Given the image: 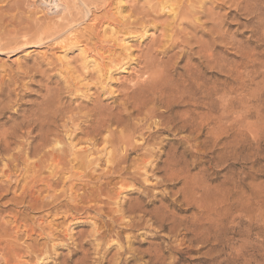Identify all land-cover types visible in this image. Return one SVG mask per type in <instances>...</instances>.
Returning <instances> with one entry per match:
<instances>
[{"label": "bare ground", "instance_id": "1", "mask_svg": "<svg viewBox=\"0 0 264 264\" xmlns=\"http://www.w3.org/2000/svg\"><path fill=\"white\" fill-rule=\"evenodd\" d=\"M14 1L15 0H12V3ZM19 1L21 0H16V2H14V5H12L9 2L6 6H1L3 2L5 3V0H2V3H0V12H1L0 13V53L2 54L3 53H16L24 48H29V46L32 47L40 43L45 44L46 42L48 43L52 40H58L59 38H61L62 33L66 32L68 28L70 29L71 27H73V24L78 23V21H80V19H78L79 16L77 12H75V10L77 9V4L82 7V8H79L80 12L85 11L84 12L85 15L87 13L88 14L90 13L91 15V8L86 7V5L84 4L85 0H74V2H72V4L69 6L66 12L61 13V15L58 14V16H55V17L46 16V18L43 17L41 21L40 19H37V21H40L37 24V32L28 34L30 33L29 31L28 33L18 36V34L14 32L12 29L13 25L16 24V22L12 23L11 19H14L15 12L18 13L22 7L20 6ZM107 1L109 0H104L103 5H106ZM151 1L152 0H148L149 2L148 4H151ZM187 1L188 3H185L184 0H159L157 6L156 5L155 6L156 7L160 6V9H159L160 13L166 12L167 10L169 11V13L174 12L175 15L173 16L172 19H175L178 16V13H181L180 9L182 10V6L186 8V13L183 12L184 14L188 16H193V17L195 16V18H197V15L201 16L202 14L203 16L207 14V12L209 11L210 12L215 11L211 9L210 7H208V9L205 8L208 6L207 4H206L207 6H205V0H187ZM211 1L213 2V0H209L207 2H211ZM222 1L223 0H221L220 2L218 1V2L219 3L225 2V0L223 2ZM230 1L231 2L233 1L234 3L236 2V0H230ZM238 1L239 0H237V2ZM262 1L263 0H261V2ZM213 3H215V1ZM242 5L243 4H241V6ZM155 6H154V9L152 8L149 9L153 13H157V10H155L156 8ZM212 6H214V4ZM220 6H218V8ZM239 7H240V2L237 4L236 9L238 10ZM261 8H262V4H261ZM132 9L133 10L136 9V11H138L139 8H132ZM250 10L253 11L254 8ZM262 10L263 9H261L260 11V13H262L261 15H263L264 13L262 12ZM5 11L8 13L4 14ZM248 11L249 10L247 9V12ZM13 12H14L13 14L14 16L11 14ZM150 12L148 14L153 16V14ZM8 14H11L12 16H8ZM254 14H255V11H254ZM150 15L147 18H150ZM209 15L210 17L212 15V19H215L217 17L216 16L215 18H213V13ZM209 15L207 16L208 18H209ZM188 16L187 18H189ZM134 17L136 18V15ZM155 17H153L152 19H154ZM250 17H251V14H250ZM127 18L124 17L122 20H120V22H118L119 24H117L118 25L117 29H113V31L117 32V34L118 33L126 34L127 36H133L134 34H138V33H142V36H145V31H142V30H145L147 27L144 26L145 24L143 23V21L141 20L142 22L137 24L136 21H134L132 18L131 19H127ZM258 19L259 18H257V20ZM6 20L9 21V24L6 23ZM130 20H133V21H130ZM191 20L192 19L190 18V21ZM197 21H198V18H197ZM194 22L196 21L194 20ZM198 22H200V20ZM214 22H215V25L213 24ZM214 22H212L211 24L214 25L216 34L217 35L219 34L218 35L219 37H220V32H221V35L223 34L226 35L225 32L227 30L223 27V23L225 22V20L221 21V19H219L218 23L216 20H214ZM254 22L258 23V21H255V20ZM175 23H177V21ZM149 25L150 24H148V27ZM201 25L198 26V23H197V27H200ZM203 25H206V24H203ZM191 26L194 27V25L192 24ZM208 27L211 28V26H208ZM252 27L255 28V25ZM263 27H264V24L260 26V28H263ZM186 28L188 29L189 27L186 26ZM195 29L196 28H194V30ZM205 29H206V26H205ZM211 29H212L211 31H214L213 27ZM224 29L226 31H224ZM258 30L256 27L255 33ZM18 31H19L18 33L22 32L21 29ZM183 31L182 33L185 34L186 31H184L185 33ZM259 31L261 32V30ZM259 31H258V34H259ZM191 33H194V32L191 31ZM216 34L215 36H217ZM191 35L193 36V38L197 37L196 34H191ZM224 35L221 37L223 38ZM187 36L189 37V35H186V37ZM212 36L214 37V35ZM181 38L183 39V37ZM193 38H191L190 36L191 40L188 38L187 39L192 42ZM196 39L200 40L201 38L197 37ZM219 39L222 41L223 39H226V36L223 39L221 38ZM67 40H69V38H67ZM72 40L74 42L75 39L72 38L71 41ZM126 40H129V38H127ZM216 40H213V41L217 42L218 40L217 41ZM122 41L126 42L124 39ZM171 41H174V40L172 39ZM197 42L195 43L197 44ZM68 43L69 45L73 44L72 42L71 44L70 42ZM166 43H168V40ZM166 43L164 45H166ZM206 43H207L206 41H203L202 44H199V45L202 46L204 44L205 46H207ZM126 44L128 45L129 43H126ZM191 44H190V50H191V47L193 46V44L192 46ZM213 45L216 46L217 44L216 45L213 44ZM241 45L245 48L247 47L245 43L244 45L243 44ZM173 46H170V47L172 48ZM187 46L189 47V45ZM187 46H185V48ZM242 46H239V47L242 48ZM95 47H94L95 49H93V53H94V56H96V58L100 60L101 65L98 66L99 64L98 60H97V63H98L97 64L95 62L96 60H94L92 57L91 59H93L92 62H94L93 67L95 65L98 66L97 68H99V72H102V68L106 69L107 67L110 68L108 71L114 68H118V66L122 67L121 69H123L124 66L127 65V63H124V62L126 60L129 62V60L131 59L129 53H127L126 55L122 54L119 56L115 54L114 49L110 50L111 48H108L102 45H98V46L95 45ZM165 47L163 46L164 50H166ZM178 47L180 48V46ZM213 48L209 47L207 49L206 47L205 50L208 51L211 49L210 51L212 52ZM99 49L100 50L107 49L108 51L106 50V52L109 55L108 56L106 55L107 57L103 56L106 52L103 55H99L97 52ZM130 49H131V46H127L125 50L126 52H128ZM155 49L156 48L153 47V50ZM247 49L245 51H247ZM153 50L151 49V51ZM160 50H161L160 52L163 51V49H160ZM169 50L162 52V55L164 56L168 55ZM200 50L202 49L197 50V52L199 53V56H201L199 52ZM87 51L88 49L84 48L81 52L83 53V55L84 54L87 55V53H89ZM187 51H189V49ZM203 51L204 49L202 50L201 53H203ZM207 51L205 52V54L208 53ZM217 51L218 50H216L215 54L213 55L216 56ZM211 52L209 53L212 55ZM248 52L249 51H247V53ZM174 53H177V52H174ZM177 54L179 55V59H182L180 57L181 53H177ZM177 54L175 55L177 56ZM205 54H202V56L204 57ZM146 55H149V53L147 52ZM154 55H155V52H154ZM172 55L174 54L171 53V56ZM209 55L208 57H210ZM176 56H175V59H176ZM86 57L87 56H85V58ZM145 57H146L145 59L147 60V63L145 62L146 65L144 63L146 70L144 71L142 70L144 67H140L141 69L139 68V70L144 71V72L140 73L141 76L139 74H136V75L142 78L145 77V79L141 81L142 83L140 82V80L139 82L141 83L142 86L145 87L146 92H143V94H140V95L134 92L132 97L130 96L128 98V101L122 105L123 111L121 112V114H119V116L116 117L115 119H109L103 123L98 122L97 117L95 115V111L91 108L92 111H91V114H89L87 125L85 124L86 126L80 124V121H79L80 118L78 119V118H75L74 116H71V117L68 116V113H71V114L73 113L72 111L73 107L72 109H68L67 111H65V113H63L61 110L58 112H55L52 118L45 117L49 115L48 113H46V115L44 114L43 115L44 117H42L40 115L41 114L40 112H39V115H32L28 113L24 115V112H25L24 111L22 118L19 120L20 114L11 113V110H13V108L15 109V106H17L19 103L17 104V101L13 102L15 100V99L12 100L14 97L13 93L15 92L10 91L8 86L7 87L9 90L7 88L6 89L8 90L7 99L9 101L8 102L4 101L6 99V96L4 97L3 95H5L6 93L4 94L3 87L4 85H7V84L3 83V86L1 85L2 81H4L6 77L4 78L3 76H1L2 73H0V82H1L0 83V203L3 202L1 205H2V212L4 214L3 216L0 215L2 216L0 217V264H53L54 259H56L57 257H60V259H63V260L61 261L55 260V264H139V263L148 264V261L150 262L152 261V264H165L169 258L171 259L170 264H179L180 262H183V261L180 257H176L175 255L176 254L181 255L182 252L178 249H173L172 246L164 248L162 246L163 242L161 244L148 243L147 240L145 242V239L147 238V235H146L147 232H145L146 229L151 228L153 225L157 226V229L155 228L156 230L154 229L155 232H153L152 234L153 240H158V239L160 240L162 238H165V236H163L161 232H165L166 230H169V232L173 233L174 236H177L178 232H181V230H178L177 228H183V230H185L187 233V234L186 233L184 234V237L190 234L191 229L193 228L194 229L192 230V232H197L200 230L204 234H205V231L208 230V228H205V226L207 225L206 224L207 222L205 221V219H203V217H205V214L207 212L205 210L207 208V205L205 204V201H204L207 195L205 196L204 194L197 197L195 201H193L194 203H190L189 201L191 205L194 204V207H196V210H197V214L195 215V217H193V219H191L192 221H189L186 223H180V224L177 223V222L184 221L181 218H176L175 211H176V208L179 209L177 206L178 204L177 202L179 200L178 199L172 200L170 198L172 195L174 196L176 194H180V196L179 195L178 196L182 197V194L186 191L185 188H181L177 193L173 192L174 191L173 189L179 183L177 181L180 179L181 175L188 174V172H186L185 169L180 168L178 170L179 168L178 166L181 164L180 163L181 158L179 157L177 144L180 145V143H183V140L182 141L180 140V142H177V141H167L166 139L161 138V136L165 133L176 135V134H180L181 132H188L189 135L188 137H186V139H184V142H187V143L190 142V140L192 139H189V136L194 134L192 131V128L194 126V115L197 116V118H195V122L197 121V119L203 117L204 115L203 113L197 114L196 113L197 109L203 107L204 109L210 111L209 103L206 102L208 100L206 98L199 100V98L197 97L198 92L201 91V89L203 88V85H201V83L199 84L196 82V74L199 71L195 73L196 67L194 66L195 67L194 68L192 65H190L191 63L189 62H188V65L186 63L187 65L186 67L184 64L183 65L184 73L180 75V78L182 79V84L179 85V89H177L176 87L174 89L175 91L176 90L178 91L177 95L173 96V101L162 103V100H156L155 97H153L154 93L157 90L156 82L158 79L156 78L153 79L154 77L151 78V76H153L155 72H161V74L163 75L162 77L167 80V78H169L170 71L166 68L163 71H158V69H160L158 60L160 59H158L156 56L154 57L145 56ZM147 57L150 59V61L149 59H147ZM182 57H185V56H182ZM211 57H214V56H211ZM220 57H222L221 53H220ZM223 58H220V59H223ZM142 59H143V56L141 60ZM179 59H176L175 61ZM168 60L169 59H167V61ZM203 60H206V59H203ZM164 61L166 62L165 59ZM214 61L216 62L215 59ZM225 61H223L224 64L226 63ZM162 63L165 64L164 62ZM216 63H219V62H216ZM84 64H86V62H84ZM193 64H194V61H193ZM219 64H221V62ZM171 65L170 66L165 65V66H168L169 69H171ZM199 65H196V66H199ZM211 67L212 66H210V69ZM217 67H220V65ZM180 68H182V66ZM215 69L217 68L215 67ZM77 70L80 71L79 68ZM115 70H118V69H115ZM89 72L87 71V73ZM80 75L82 74H79V76ZM85 75H90V74H85ZM94 77L96 76L94 75ZM79 78L80 77H78V79ZM81 78L83 79V77ZM137 79H139V77H137ZM164 79H163V82H164ZM159 81L160 79L158 80V82ZM79 85L80 84H78L77 86ZM135 86L136 85H134L133 88H135ZM75 88L78 89L76 87V84H75ZM170 88L173 90L172 86ZM65 89H67V87L63 88V90ZM152 89H154L155 92H152ZM63 90L60 89L61 92ZM210 90L208 91V95H210ZM224 95H222L223 98H224ZM226 95H225V98H226ZM15 96H18V95H15ZM58 96L60 97V95ZM126 96L124 94L125 98ZM154 96H156V94ZM3 97L5 99H3ZM60 103H62L61 100H60ZM158 103H162L163 108H165V111H160L159 109H156L155 105ZM70 105H71V102H70ZM23 107L24 106H22L21 109H23ZM78 107L80 106H77V109ZM182 108L184 110L179 111V109H182ZM74 110H76V108ZM82 110L86 112L85 108H82ZM9 111L11 113V116L7 118L6 113ZM15 111L17 112V107ZM79 113H80V110H79ZM134 114H137L138 117L143 116L141 119L137 118L138 123L132 122L134 120L132 119V115ZM66 117L68 118V122H64V119ZM204 117H203L204 119L207 118L206 115ZM210 117L208 118L210 119ZM4 118H6L5 119L6 121L3 123L1 121ZM204 119L203 121L200 119V121L204 122ZM59 122H64V124L59 125ZM85 122H86V119H85ZM205 123L207 124L208 122H205ZM7 124H10L8 128H6ZM113 126L121 127L122 130L120 132L119 131L117 132L116 128H115L116 130L112 129ZM60 128H62V130H59ZM153 128H157V129L153 131ZM200 133H203V131L199 132L198 136H200ZM186 147H188V145ZM180 173L182 174L180 175ZM182 200H183L182 201L183 203H186L185 202L186 196H184ZM158 203L160 204V206H157ZM221 216L219 218H221ZM147 217L149 219H146ZM169 221H172L171 222L173 223L172 226L168 224ZM204 221L206 223H203ZM208 221H209V218H208ZM89 223H91L92 225H90ZM77 224L82 225V226L90 225V227L92 226L91 227L92 230L91 232L89 230L90 233L86 237L84 235L87 234V232L85 233L82 231L79 234L78 238H75V235H73L72 232L74 230L73 226ZM217 224L218 223H216V228L217 227L218 228L216 229L217 231H215V234H216V237L220 239L222 236L223 227L221 228L217 226ZM220 224L221 223L219 221L218 225ZM208 232L210 233L209 230ZM75 234H78V232ZM194 235L196 236V238L190 239V242H189L190 245H192V243L194 242H199V241L205 243L206 238L203 239L199 237V235H196V234ZM82 236L84 237L83 240H81ZM143 237H145V239ZM142 241L149 244L148 249H145V250L141 249L140 246H142L141 244ZM137 244H139L138 247H136ZM223 247H224V243H218L217 246H213L210 252L213 251V249L214 251L216 250L215 252L217 253L216 254L217 256L216 255L214 256V254L213 256L212 254L208 256V254H210L209 252L206 255L208 258L207 257L202 258L201 263H197V264H205V263L207 264H226V261L224 259H220L223 253ZM63 248H67L69 250L70 255L68 258H63L60 256L61 254L59 255V253H57L58 250L63 249ZM188 251L191 252L195 250H193V247L192 248L188 247ZM166 253H170V254L176 253V254H174V256L171 255V257L167 258L165 255ZM54 256H56V258H54ZM77 256L78 258L74 259V257H77ZM145 258H148V261H145V263H142L144 262ZM249 262L250 261H248V263Z\"/></svg>", "mask_w": 264, "mask_h": 264}, {"label": "rangeland", "instance_id": "2", "mask_svg": "<svg viewBox=\"0 0 264 264\" xmlns=\"http://www.w3.org/2000/svg\"><path fill=\"white\" fill-rule=\"evenodd\" d=\"M103 1L104 0L84 1L86 7L91 8V15L90 13H87L88 15H85V11L80 12L79 8L82 7L77 4V9L75 10V12H77L79 16L78 19H80V21L73 24V27H71L70 29L68 28L66 32L62 33L63 37L61 36V38H59L58 40H52L48 43L46 42L45 44L40 43L32 47L29 46V48H24L16 53H0V73H2L1 76H3L4 78L6 77L4 81H2L1 85L3 86V83L7 84L3 87L4 94L6 93L5 95H3L4 97L6 96V99L4 97L3 99H5L4 101L6 102L9 101L7 99V93L10 89V91L15 92L13 93L14 97L12 100L15 99L13 102L17 101V104L19 103V106H15V109L13 108V110H11V113L20 114L19 120L22 118L24 111V115H26V113L39 115L40 112V115L42 117H44V114L46 115V113H48L49 115L45 117L52 118L55 112L61 110L63 113H65V111H67L68 109H72L73 107V113H68V116H74L78 119L80 118V124L87 125V120L89 119V114H91L92 108L95 111L98 122L103 123L109 119H115L116 117H118L119 114H121V112L123 111L122 105L128 101V98L130 96L132 97L134 92L138 93V95L146 92L145 87L141 85V81H143L145 77H140V73L146 70L145 65L147 63V60L145 59V56H156L158 59H160L158 60V63L160 65V69H158V71H163L165 68L170 71V75L167 80L162 77L163 75L161 74V72H155L153 76H151V78L154 77L153 79H160L159 82L158 80L156 82V92L154 89H152V92H155L154 95L156 94V96L153 95V97H155L156 100H162V103L173 101V96L177 95L178 92L177 90H174L175 87L179 89V85L182 84L180 75L184 73L183 65L185 64L186 67L188 65V62L191 63L190 65L196 67H194L195 73L199 71L196 74V82L203 85V88L198 92L197 97L199 98V100L205 98L208 100L206 102L209 103L210 111L204 109L203 107L197 109V114L203 113V117L206 115L207 118L204 119L205 117H201L195 122V118H197V116L194 115V126L192 128L194 134L189 136V139H192L190 140V142H184V139H186V137H188L189 135L188 132H181L180 134H176L177 136L165 133L161 136V138L166 139L167 141L177 142L183 140V143H180V145L177 144L179 157L181 158V164L178 166V170L180 168L185 169L188 174L180 173V175H182L181 177L179 175L180 179L177 181L179 183L173 189V192L177 193L181 188H185L186 191L182 194V197H179L180 194H176L174 196L172 195L170 198L172 200H179L177 202L178 204L175 203L179 208H176L175 211L176 218H181L184 221L177 223L180 224L192 221L191 219L195 217V215L197 214V210L196 207H194V204L191 205L190 203H194L193 201H195L197 197L204 194L205 196L207 195L204 199L205 204L207 205V208L205 209L207 212L203 219H205L207 223L205 221L203 223H206L208 225H206L207 227L205 226V228H208L210 233L208 232V230L205 231V234L200 230L197 232H192V230L194 229L193 228L191 229V233L184 237L186 231L183 230V228H177L178 230H181V232H178L177 236H174L173 233L169 232V230H166L165 232H161V234L165 236V238H162L160 240H153L152 234L153 232H155L154 229H157V226L153 225L151 228L146 229L145 231L147 232V238H143L145 239V242L147 240L148 243L161 244L163 242L162 246L164 248L172 246L173 249L180 250L182 252L181 255H178L176 253L165 254L167 258L171 257V255L174 256V254H176L175 256L180 257L183 261L179 264L201 263V259L206 258L207 253L210 252L213 246H217L218 243H224L223 253L220 259H224L226 261V264H264V27L260 28V26L264 24V13L263 15H261L262 13H260L261 9H263L262 12H264V0L262 2L261 0H239L237 2L236 0V4L233 1L232 3L230 0H225V2L227 3L223 2L224 0L222 1L223 3H219L221 0H213V2L215 1V3H213L212 1L207 2L209 0H205V6H208L204 7L207 9L208 7H210L215 11L207 12V14L203 15L204 17L202 16V14V17L200 15H197L198 21L200 20V22L197 21V18H195V16L193 17L184 14L183 12L186 13V8L183 6V11L180 9L181 13H178L179 17L177 16L175 19H172L175 15L174 12L169 13V11L167 10L168 12L166 11L160 13V6L156 7L159 0H152V5L148 4V0H109L107 1L106 5H103ZM9 2L14 5V2H16V0L13 3L12 0H5V3H2V0H0V3H2L1 6H6ZM19 2L20 6L22 7L18 13H11L12 15H15H13L14 19H11L12 23L16 22V24H14L15 26L13 25V27H11L13 31L18 34V36H21L25 33H28L29 31L30 33L28 34L37 32V24L42 20L43 17L46 18V16L55 17L58 16V14L61 15V13L66 12V10L69 8L72 2H74V0H21ZM184 2L188 3L187 0H184ZM239 2L240 7L237 10L236 8ZM249 2L251 4L253 3V7ZM260 3L262 4V8ZM213 4L214 6H212ZM241 4L243 5L241 6ZM154 6L156 7L155 10H157L158 14L153 13L151 10H149L151 8L154 9ZM218 6L220 7L218 8ZM132 8H139L141 12L139 9L138 11H136V9L133 10ZM253 8V11L250 10ZM247 9L252 13L249 11L247 12ZM134 11H136L137 13ZM149 12L152 13L153 16L148 14ZM5 13L7 14L8 12L5 11L4 14ZM208 13H213V18H215L216 16L217 17L215 19H212V15L210 17ZM11 14H8V16H12ZM135 15L136 18L134 17ZM149 15L150 18H147L149 17ZM208 15L209 18L207 17ZM187 16L189 18H187ZM124 17H128L127 19L132 18L134 21H136L137 24L143 21V23L145 24L144 26L147 27L145 30H142L145 31V36H142V33L134 34L133 36H127L123 33L117 34V32H114L113 29H117V24H119L118 22H120V20H122ZM153 17L155 18L152 19ZM190 18L192 19L191 21ZM257 18L259 19L257 20ZM37 19H40V21H37ZM150 19L152 20V22ZM219 19H221V21L225 20V22L223 23V27L227 30L226 31L224 29V31H226L228 34L225 32L226 35H223L224 37L226 36V39H223L224 37H221L223 36L221 35V32L220 37L218 36L219 34L217 35L215 32L216 30L214 29V20H216L218 23ZM194 20L198 23V26L202 23L206 25L202 24L200 26H204L202 28L197 27V23L194 22ZM254 20L258 21L259 24L257 22H254ZM176 21L177 23H175ZM212 22H214V25L211 24ZM6 23L9 24V21L6 20ZM148 24H150V29L148 27ZM191 24L194 25V27L191 26ZM254 25L255 28L252 27ZM186 26H188L189 28L187 29ZM208 26H211V28L213 27L214 31H211L212 29ZM256 27L257 30L258 28L259 30H261V32L258 30L260 35L258 34V31H256L257 34L255 33ZM194 28L196 29L194 30ZM20 29L22 32L18 33V30ZM189 29L194 33H191ZM181 30L186 31V33L184 31L183 32L186 35H189V37H186V35L183 34ZM189 31L191 34H196L197 37H200L201 39H198L200 42L196 39L197 37H194L198 41L197 42L189 33ZM211 34L214 35V37ZM215 34L217 36H215ZM251 35H253L254 37ZM190 36L195 41L192 39L191 42ZM71 37L75 39V43L73 42V40L71 41ZM181 37H183V39ZM217 37L223 39L224 41H221ZM67 38H69V40H67ZM127 38H129V40H126ZM187 38L190 40H188ZM123 39L126 42H123ZM172 39L174 41H171ZM216 39L219 40L217 41ZM167 40L168 43H166ZM187 40L190 41L193 46ZM213 40H216L217 42L220 41L221 43L219 42V44ZM186 41L191 44V50L190 44H188ZM203 41L207 42V46H205L204 44V47L203 45H199L202 44ZM68 42H70V44L72 42L73 44L69 45ZM195 42H197V44ZM94 43L97 46L102 45L111 48L110 50L114 49L115 54L119 56L129 53L131 59L129 58V62L127 60L124 62L127 63V65H125L123 69H121L122 67L118 66V68H114L108 71L110 68L107 67L106 69L102 68V72H99V68L97 67L101 65V62L96 58V56H94L93 49L96 48ZM126 43L129 44L127 45ZM165 43L166 45H164ZM239 43L243 45L245 43L247 47L245 48ZM213 44L217 45L214 46ZM187 45H189V47ZM127 46H131V49L128 52H126L125 50ZM163 46H166V50H169L171 48L170 46H173L169 50L168 55H162V52L166 51L164 50ZM178 46H180V48ZM185 46H187V49L185 48ZM208 46L210 48H215L212 49V52L210 51L211 49L207 51L205 49L206 47L208 49ZM239 46H242L243 49ZM153 47L156 49L153 50ZM84 48L88 49L87 52H89L87 53V55L84 54L85 56H87L86 58L81 52ZM151 49L153 51H151ZM160 49H163V51L160 52ZM188 49L189 51H187ZM198 49H204L203 53H201L202 50L199 51L201 56H199V53L197 52ZM246 49L247 51H249L248 53L247 51H245ZM106 50L99 49L97 52L99 55H103ZM216 50H220L219 52L222 54V57H220V53L218 51L216 52V56L213 55L215 54ZM173 51L181 53L180 57L182 59H179V55L177 53H174ZM206 51L208 52L206 53L207 55L205 54ZM147 52L149 53V55H146ZM209 52H211L212 55ZM171 53L174 55L171 56ZM175 54H177V56ZM202 54H205L204 57L202 56ZM106 55L108 56L109 54L106 52L103 56L107 57ZM190 55L192 56V58ZM208 55L210 57H208ZM142 56L144 61L143 59L141 60ZM175 56L176 59L180 60V62L179 60L175 61ZM211 56H214L215 58ZM91 57L96 60V63L98 60L99 64L97 63L98 66L95 65L96 68L95 66L93 67L94 62H92L93 59H91ZM148 57L147 59H149ZM164 59L166 60V62L164 61ZM167 59H169L168 61L170 63L167 61ZM203 59H206L207 61ZM214 59L216 60V62H221V64H224L223 61L226 60V63L224 65L222 64V66L221 64L216 63ZM139 61H141L142 63ZM84 62H86V64H84ZM162 62H164L165 64H163ZM165 65H171V69H169V67ZM219 65L220 67H217ZM181 66L182 68H180ZM210 66H212L211 69ZM140 67H144L142 69L144 71L139 70ZM172 67H174L175 69ZM215 67L217 69H215ZM76 68H79L80 71H78ZM94 70L98 71L95 72ZM87 71L90 72L87 73ZM79 74L82 75L79 76ZM85 74H90L91 76ZM136 74H139L140 76ZM94 75L96 77L98 75V77L96 78L94 77ZM78 77L80 78L78 79ZM81 77H83V79ZM137 77H139V79H137ZM139 80L141 83L139 82ZM77 82L78 84H80L79 86H77ZM75 84L78 89L75 88ZM134 85H136L135 88H133ZM7 86L9 87V89ZM171 86L173 87V90L170 88ZM64 87H67V89L63 90ZM60 89L63 91L61 92ZM209 90L210 95H208ZM124 94L128 97L126 96L125 98ZM224 94H227L226 98ZM58 95H60L61 99ZM222 95H224V98ZM60 100L62 103H60ZM162 103L156 104V109L165 111ZM221 103H223L224 106ZM68 105L70 108L68 107ZM22 106H24L23 109H21ZM77 106L80 107H78L77 109ZM16 107L17 112L15 111ZM75 108L76 110H74ZM82 108H85L86 112H84ZM86 108L88 111L86 110ZM183 110V108L179 109V111ZM11 113L10 111L7 112L6 117L8 118L9 116H11ZM78 115H80L81 117ZM67 117L64 119V122H68ZM142 117L143 116L138 117L137 114H134L132 115V119H134L132 122L138 123L137 118L141 119ZM208 117H210V119ZM5 119L6 118H4L1 122L4 123L6 121ZM200 119L202 121L204 119V122H201ZM64 122H59V125H63ZM205 122L208 123L206 124ZM9 125L10 124H7L6 128H8ZM112 129H115L117 132H120L122 130L121 127L116 126H113ZM156 129L157 128H153V131H155ZM59 130H62V128H60ZM202 131L203 133H200V136H198L199 132ZM187 145L188 147H186ZM185 178L187 179V181ZM184 196H186V203L182 202ZM2 203L3 202L0 203V215L3 216L4 214L2 212ZM157 206H160V204L158 203ZM220 216L221 218H219ZM146 219L149 218L147 217ZM219 221L222 226L221 224L218 225ZM171 222L172 221L168 222L170 226L173 225V223ZM216 223H218L217 226L221 228L223 227L222 236L220 239H218L215 234V231H217L216 229L218 228H216ZM89 224L92 225L91 223ZM90 225H74L72 234L75 235V238H78L79 234L83 231L85 233L87 232V234L84 235L86 237L92 230V226L90 227ZM77 232L78 234H75ZM194 234L199 235V237L203 239L206 238L205 243L199 241L194 242L192 243V245H190V239L196 238ZM83 239L84 237L82 236L81 240ZM145 242H141L142 246L140 247L143 250L149 248V244ZM138 246L139 244L136 245V247ZM188 247H193V250L195 251H188ZM215 251L213 249V251H211L208 256L211 254L212 256L213 254L215 256L217 254ZM57 253H59V255L61 254L60 256L63 258H68L70 255L67 248L60 249ZM54 258H56V256H54ZM76 258H78V256L74 257V259ZM55 260L61 261L63 259L57 257L56 259H54L53 264H55ZM145 261H148V258H145L144 262L142 263H145ZM170 261L171 259L169 258L165 264H170ZM248 261L250 262L248 263ZM148 264H152V261H148Z\"/></svg>", "mask_w": 264, "mask_h": 264}]
</instances>
